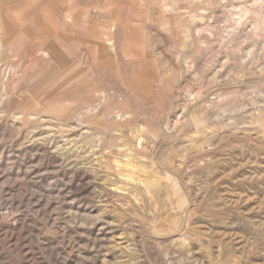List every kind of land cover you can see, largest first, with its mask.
Returning <instances> with one entry per match:
<instances>
[{"label":"rangeland","instance_id":"rangeland-1","mask_svg":"<svg viewBox=\"0 0 264 264\" xmlns=\"http://www.w3.org/2000/svg\"><path fill=\"white\" fill-rule=\"evenodd\" d=\"M0 264H264V0H0Z\"/></svg>","mask_w":264,"mask_h":264}]
</instances>
